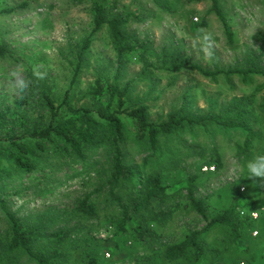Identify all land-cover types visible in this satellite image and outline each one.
<instances>
[{
    "label": "rangeland",
    "instance_id": "rangeland-1",
    "mask_svg": "<svg viewBox=\"0 0 264 264\" xmlns=\"http://www.w3.org/2000/svg\"><path fill=\"white\" fill-rule=\"evenodd\" d=\"M218 1L232 39L213 10V0H0V44L7 49L0 55V168L12 176L17 171L14 157L19 154L15 143L33 149L31 133L51 120L45 94L57 106L67 101L96 119V111L110 103L108 95L90 96L98 78L107 85L116 73V45L107 27L93 35L72 85L81 44L94 28L95 2L104 4L110 17H128L124 29L146 43L145 49L125 57L120 84L131 82L132 95L147 98L150 121H164L181 109L194 118L226 119L238 108L248 112V126L254 134L248 138L246 130L223 128L212 121L193 134L167 136L163 151L167 161L150 163V168L159 170L169 188L165 201L155 200L153 207L170 216L160 222L146 214V224L154 234L144 241L133 228L139 219L121 226L122 211L107 185L112 165L109 154L86 152L83 165L63 142L47 143L35 161L45 166L46 177L40 185L35 180L29 183H33L32 192L52 187V193L10 198L8 205L31 225L51 219L44 228L47 235L57 230L68 234L59 248L63 252L59 264H88L90 257L98 264H236L239 260L264 264V181L248 177L244 167L253 155L264 153V75L259 73L264 72V0ZM203 20L206 24L199 28ZM164 51L210 71L259 72L216 78L190 69L174 72L162 69ZM142 59L160 69L144 71ZM16 66H22L31 81L24 92L15 89L9 75ZM33 68L44 72V79L34 76ZM65 106L60 109L59 125H83V112L73 113ZM116 107L113 100L111 108ZM122 119L126 158L141 164L149 151L137 140L135 123L124 115ZM190 193L204 201L208 220L234 204L240 214L257 211L259 218L251 220L241 214L237 235L228 226H212L202 237L205 251L199 260L191 254L168 260L167 246L207 225L192 207ZM85 197L94 206L93 216L76 209ZM9 242L10 224L0 209V254ZM48 246L54 249L56 243Z\"/></svg>",
    "mask_w": 264,
    "mask_h": 264
},
{
    "label": "trees",
    "instance_id": "trees-1",
    "mask_svg": "<svg viewBox=\"0 0 264 264\" xmlns=\"http://www.w3.org/2000/svg\"><path fill=\"white\" fill-rule=\"evenodd\" d=\"M213 10L221 19L228 37L232 39L231 29L218 0H213ZM128 21V17H110L106 6L101 2L93 4L94 28L81 44L72 85L76 83L77 76L82 70L84 56L91 46L93 35L103 27H107L116 45L117 66L113 81L106 85L101 82V78H98L96 88L90 94L93 98L108 95L110 100L107 106L96 111L97 119L88 110L83 112L81 109L73 108L67 101L57 106L52 98L45 94L44 100L51 114L50 122L47 126L41 129L36 128L31 133V138L35 141L33 149L29 150L23 144L15 143L19 154L14 157L17 171L13 176V173H7L0 168V209L10 224V242L7 244V250L0 254L2 264H59V260L63 256V252L59 248L68 237L66 232L57 230L47 235L44 228L51 219H46L47 221L40 220L31 225L28 224L27 220L18 218L17 214L12 212L8 205V199L10 198H22L23 196L44 197L52 193V187H44L38 192H32L33 183H29V180H35L40 185L46 177L45 166L36 165L35 161L38 151H44L47 143L54 140L63 142L65 149L70 148L72 153L78 155L83 165L86 164V152H90L92 155L98 152L109 154L112 165L110 175L107 178V185L110 188V194L122 211L121 226L123 228L129 221L139 219L133 228L138 238L144 241L154 234L152 228L146 224V214L151 215L148 219L160 222L165 221L170 216V213L166 210L153 207L155 200L165 201L169 188L161 177L159 170L152 171V168H150V163L162 164L167 161V156L163 152L166 147L165 138L167 136L186 132L193 134L196 128H205L210 122L214 121L223 128L246 130L249 133L248 138L253 137L254 134L248 126V112L238 108L226 119L194 118L181 109L168 114L164 121H150L148 119L149 106L146 102L147 98L133 96L131 82L125 85L120 84V77L125 70V57L133 50L146 48V43L139 42L124 29ZM205 24L203 20L202 23L198 24V27H204ZM6 51V47L0 44V55H5ZM141 61L144 71L149 68L160 69L150 64L146 59ZM163 62L162 69L165 68L174 72L190 69L210 78H216L220 74H242L246 76L249 73L259 72L251 69L210 71L190 63L187 59L180 58L175 52L168 53L167 51L163 53ZM168 62H170V65L166 66ZM259 73L264 75V72ZM113 100L117 103L115 109L111 108ZM63 106L73 113L83 112V125H59L60 109ZM123 115L129 117L135 123L137 140L143 143L149 151L141 164H135L126 158L123 143H125L127 134L122 119ZM16 179L18 182L14 183ZM28 183L31 185L27 186ZM88 199L89 197H85L79 201L76 209L84 215L93 216L95 214L94 206L88 203ZM189 199L192 207L207 221V225L203 229L191 231L181 242L167 246L164 255L168 260L186 257L189 254L199 260L203 257L205 251V243L202 237L212 226H228L233 234L237 235L243 223L239 220L241 214L235 204L225 209L220 215L208 220L204 201L197 199L192 193L189 194ZM51 238L56 240L50 241ZM52 243H56L54 249L48 246ZM238 262L236 261V264ZM88 264H98V262L96 258L90 257Z\"/></svg>",
    "mask_w": 264,
    "mask_h": 264
},
{
    "label": "clouds",
    "instance_id": "clouds-1",
    "mask_svg": "<svg viewBox=\"0 0 264 264\" xmlns=\"http://www.w3.org/2000/svg\"><path fill=\"white\" fill-rule=\"evenodd\" d=\"M9 75L18 92H24L30 87L31 81L25 78L24 68L22 66L14 67ZM33 75L38 79H44L45 73L41 72L38 68H33ZM244 167L247 170L248 177H252L254 180L258 181H264V153L258 152L253 155V157L246 162Z\"/></svg>",
    "mask_w": 264,
    "mask_h": 264
},
{
    "label": "built area",
    "instance_id": "built-area-1",
    "mask_svg": "<svg viewBox=\"0 0 264 264\" xmlns=\"http://www.w3.org/2000/svg\"><path fill=\"white\" fill-rule=\"evenodd\" d=\"M242 215H249L250 219L253 220V219H257L259 218V213L257 211H252V212H249L247 213L246 211H242L241 212ZM258 232H255V235H257ZM237 264H246V262L244 260H239V262Z\"/></svg>",
    "mask_w": 264,
    "mask_h": 264
}]
</instances>
